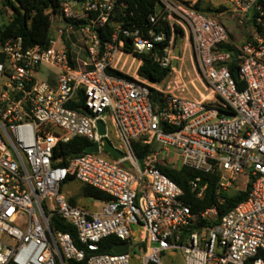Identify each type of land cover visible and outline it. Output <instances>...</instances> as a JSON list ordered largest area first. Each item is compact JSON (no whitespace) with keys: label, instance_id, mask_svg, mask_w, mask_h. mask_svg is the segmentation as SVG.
<instances>
[{"label":"built area","instance_id":"2783aa9c","mask_svg":"<svg viewBox=\"0 0 264 264\" xmlns=\"http://www.w3.org/2000/svg\"><path fill=\"white\" fill-rule=\"evenodd\" d=\"M223 2L240 23L247 16L257 26L264 21V0ZM158 3L150 22L166 21L172 36L178 27L191 40L193 70L208 92L199 99L112 74H124L129 59L138 69L143 54L176 71L172 36L162 54L153 52L165 34L144 37L140 29L112 24L114 0H61L46 48H26L21 38L0 45V264H178L179 258L182 264H264V29L253 28L237 48L236 81L231 54L219 50L228 43L222 23L193 9L191 0ZM110 22L114 33L101 40ZM70 33L79 36L80 46L72 47L83 48L88 61L65 43ZM42 67L56 71L53 85L38 79ZM151 89L162 94L157 104ZM74 138L97 144V153L58 166L55 148ZM104 140L121 159L103 150ZM135 143L153 150L139 161ZM162 168L213 175L217 195L238 189L244 177L248 196L222 216L219 200L195 211ZM70 179L110 200H95L92 211L72 205L62 191ZM188 184L202 199L207 183L195 177ZM54 219L70 225L74 236ZM107 238L127 243V252L102 253Z\"/></svg>","mask_w":264,"mask_h":264},{"label":"trees","instance_id":"16d2710c","mask_svg":"<svg viewBox=\"0 0 264 264\" xmlns=\"http://www.w3.org/2000/svg\"><path fill=\"white\" fill-rule=\"evenodd\" d=\"M60 4L61 0H2V8L0 11V45L9 38H21L23 45L26 48L35 46L43 48L48 47L50 38V16L59 11ZM158 8V0H114L113 23L110 22L107 24L104 31L100 33L101 40L110 39L114 33V26L112 25L114 23L140 29L144 37H148L149 31L155 34L163 32L166 36V40L157 44L153 50V52H156L159 55L162 54L163 49L167 47V42L172 36V30L168 23L161 19L155 24L150 22V17L157 13ZM192 8L213 19L221 13H231L226 7H202L200 2L192 4ZM6 15H8L9 20L5 18ZM250 22L252 28H255L256 31L261 32L264 29V21L258 26L253 18L250 19ZM178 35H182V31L178 27H175L173 31L174 42H176ZM125 49L129 51L131 50L128 45L125 46ZM219 50L231 54L229 70L232 74L233 70L236 69L235 56L237 48L226 43L220 46ZM141 59L142 62L138 67L136 74L142 80H145L150 84L160 85L171 75V69L160 67L152 60L150 54H143ZM3 61L4 58L0 55V62ZM112 74L127 80H132V78L119 72H113ZM237 85L240 89L243 88L241 82H237ZM150 99L153 104H157L162 100V94L151 89ZM87 145L88 142L82 138H74L67 143H59L54 150V158L61 157L62 162L57 165L65 166L69 159L81 154ZM133 148L139 161L148 156L153 150L152 145L140 147L138 143L133 144ZM162 171L182 189L186 202L190 204L193 210H205L216 204L217 200H219V216H222L238 203L245 200L250 188V184L248 183L242 191L230 193V191L233 190L231 189L228 192L217 195V178L213 175L202 174L188 168H181L180 170H168L162 168ZM195 177H201L202 183H207L205 195L200 200L195 198V193L190 189L188 184L189 181ZM71 182H74V180L70 179L66 183ZM80 195L84 198H91L103 202L110 200V197L106 194L84 184H80ZM69 202L72 205L76 204L73 199H69ZM54 220L62 232L74 236V230L70 225L62 223V221L58 219ZM117 243L118 241L114 238L103 240L101 252L111 254L113 246Z\"/></svg>","mask_w":264,"mask_h":264},{"label":"rangeland","instance_id":"374dc122","mask_svg":"<svg viewBox=\"0 0 264 264\" xmlns=\"http://www.w3.org/2000/svg\"><path fill=\"white\" fill-rule=\"evenodd\" d=\"M214 3H212L209 0H191V4H195L197 2H200V5L202 7H212V8H220V7H225L224 5H216L218 3H221L222 0H212ZM227 9L230 10L229 7H226ZM228 17H231L230 12L224 13ZM217 21L222 23L219 17H214ZM61 27H65L64 24H60ZM54 26L51 27V37H55L54 33ZM183 37V40L180 44L179 47V58L177 59V64L174 69L176 71H172L171 75L169 78L164 81L160 85H156V88L161 90L162 93L164 94H174L177 96H183L187 97L190 99H199V93L203 95H207L208 92H204L196 74L194 73L193 66L195 65V60H194V52L192 45L189 43L188 36L182 34L178 35ZM172 36V40H173ZM79 39V36L76 35H71V33L68 35L67 38L64 39L65 43L68 45L69 49L73 53L74 56L79 57L80 61H88L87 54L83 48L81 50L79 48H73L74 46H80V43L77 42ZM177 40V39H176ZM239 45V44H238ZM73 46V47H72ZM240 46V45H239ZM171 48L173 49L175 53V48H176V42L172 41ZM138 66V61L137 60H132L129 59L128 63L126 64V67L123 69V72L126 76L133 78V76H136V78L142 80L135 74V71ZM56 71L53 70L50 67H42L39 70L38 73V79L53 85L54 81V75ZM246 179L244 177H240L237 182V188L239 189H233L230 191L236 192V191H242L245 189L246 186ZM63 193L67 196L68 199H73L75 200L76 204L81 205L88 209L89 211H92L98 207V203L91 199V198H84L81 197L80 195V183L79 182H71V183H66L63 188H62ZM177 257H180L179 255ZM178 264H182L180 261V258L178 259Z\"/></svg>","mask_w":264,"mask_h":264},{"label":"crops","instance_id":"0c3cea01","mask_svg":"<svg viewBox=\"0 0 264 264\" xmlns=\"http://www.w3.org/2000/svg\"><path fill=\"white\" fill-rule=\"evenodd\" d=\"M214 3L212 0H209ZM216 5H224L225 7H229L228 5L224 4L223 0L221 3ZM222 21V25L225 27L227 34H228V43L233 45L236 48H240L252 35L253 28L251 26V16H247L242 22H238L234 17H228L226 14L221 13L217 15ZM188 39H190L188 37ZM191 44V40L189 41ZM240 46H239V45Z\"/></svg>","mask_w":264,"mask_h":264},{"label":"water","instance_id":"95a60500","mask_svg":"<svg viewBox=\"0 0 264 264\" xmlns=\"http://www.w3.org/2000/svg\"><path fill=\"white\" fill-rule=\"evenodd\" d=\"M79 26H82L83 24L82 23H79L78 24ZM72 26H75V24H73ZM183 40V37L182 36H179L176 40V48H175V53H174V60H173V67L176 66L177 64V59L179 58V47H180V44ZM190 41V39H189ZM232 76L233 78L236 80V81H239V74H238V70L235 69L233 70L232 72ZM84 113L85 114H88V112L86 110H84ZM97 129H98V132L100 135H104V125L103 123L101 122H98L97 124ZM103 150L108 153L111 157H113L114 159H121V154L116 151L110 144L107 140H104L103 141ZM98 151V146L97 144H91L89 146H87L82 153H97ZM124 167H128L127 164H124ZM128 250V244L127 243H122V244H119V245H116L112 248L111 252L113 254H120V253H125L127 252Z\"/></svg>","mask_w":264,"mask_h":264}]
</instances>
